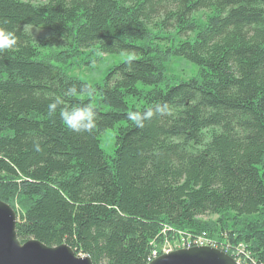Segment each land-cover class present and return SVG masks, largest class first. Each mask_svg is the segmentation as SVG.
Segmentation results:
<instances>
[{"label":"trees","instance_id":"trees-1","mask_svg":"<svg viewBox=\"0 0 264 264\" xmlns=\"http://www.w3.org/2000/svg\"><path fill=\"white\" fill-rule=\"evenodd\" d=\"M0 27L18 38L0 53V201L24 207L20 242L148 264L163 226L194 234L206 215L259 216V228L229 233L264 264V0H0ZM44 47L131 57L93 87L41 61ZM172 59L197 77L169 80ZM56 99L93 104L95 134L50 119ZM157 103L167 112L143 128L128 119ZM108 130L111 157L100 146Z\"/></svg>","mask_w":264,"mask_h":264},{"label":"rangeland","instance_id":"rangeland-1","mask_svg":"<svg viewBox=\"0 0 264 264\" xmlns=\"http://www.w3.org/2000/svg\"><path fill=\"white\" fill-rule=\"evenodd\" d=\"M195 19L197 23L199 22L200 25H202V23L205 22L206 13L202 12L197 14L195 16ZM30 32L33 34L36 40H40L46 37V33L41 30L32 29L30 30ZM170 39L173 41L179 40L174 33H171ZM155 42L160 43L162 41L156 40ZM161 45L164 46V44ZM59 51V49H51L45 47L41 48L39 49V59L54 66L63 74L84 81L93 87L98 84H103L104 77L107 75L110 69L113 68L114 65H117L121 61H124L126 58L131 57L124 55L104 56L96 53L95 51H86L79 53L71 52L68 57H64V55H61ZM197 75V67L185 60L172 59L166 64V77L171 81H176V84L182 81L196 78ZM84 97L86 98L87 96ZM128 102L132 107L139 106V103H136L134 101L128 100ZM93 103L97 104L98 101L94 99ZM103 108L105 109V111L107 110V108ZM100 141V146L103 152L108 157H111L114 147V130H108L104 134H102ZM12 206V209L15 211V213H17L18 211H23L24 208L18 201H15ZM196 222L198 226H200L201 232L199 231V233L194 234L187 231H177L173 229L169 230L167 226H163L156 239L151 243L150 252L161 253L162 249L164 248L163 246L165 245L163 242H167L169 245H171L170 247H172L173 243V247L179 248L180 245L175 243H179L181 240L183 242L187 238L194 237V239L192 240H196L204 236L214 244L217 250L226 254L237 264H244V256L240 254L238 250L242 247L245 248L246 256L252 258L253 261L257 262L253 256L254 254L249 249V245L242 241H235L234 236H232L229 232L230 229H232L238 234L240 230L246 231L247 228L251 227L259 228L261 226V219L259 216L251 217V219L235 220L232 214H226L225 216L206 215L197 219ZM27 241L28 240H25L24 242H21V244Z\"/></svg>","mask_w":264,"mask_h":264},{"label":"water","instance_id":"water-1","mask_svg":"<svg viewBox=\"0 0 264 264\" xmlns=\"http://www.w3.org/2000/svg\"><path fill=\"white\" fill-rule=\"evenodd\" d=\"M17 215L0 201V264H92L87 256L76 255L67 245L47 247L30 239L21 244L16 234ZM149 264H237L223 252L194 247L164 254Z\"/></svg>","mask_w":264,"mask_h":264},{"label":"clouds","instance_id":"clouds-1","mask_svg":"<svg viewBox=\"0 0 264 264\" xmlns=\"http://www.w3.org/2000/svg\"><path fill=\"white\" fill-rule=\"evenodd\" d=\"M18 38L13 31H9L0 27V53L10 51L17 46ZM72 95L77 94V90L72 88L69 90ZM89 94L91 92L89 91ZM64 101L56 99L47 105V116L54 119L59 116L62 124L70 131L88 135L95 134L98 128L99 115L95 106L91 103L82 104L80 106L69 107L67 105L61 107ZM168 110V105L163 106L160 103L155 104L154 108H148L144 112H131L128 114V119L137 128H143L145 121L150 120L156 113L164 114ZM37 150L39 146L37 145Z\"/></svg>","mask_w":264,"mask_h":264},{"label":"built area","instance_id":"built-area-1","mask_svg":"<svg viewBox=\"0 0 264 264\" xmlns=\"http://www.w3.org/2000/svg\"><path fill=\"white\" fill-rule=\"evenodd\" d=\"M168 229L171 230V228L169 227ZM192 239H194V237L187 238L183 242L181 240L179 243H175V244L180 245L179 248L173 247V243H172V247H170L171 245H169L167 242H163L165 245L163 246L164 248L162 249L161 253H156V252L151 253L150 252L148 264L151 263L157 257L161 256L160 254L162 255L169 254L171 252L177 251L176 249L183 250V249H190L194 247H210V248L216 249L214 244L209 239L205 238L204 236L196 240H192ZM238 250H239V253L244 256V259H245L244 264H258L257 262L253 261L252 258L246 256L244 247Z\"/></svg>","mask_w":264,"mask_h":264}]
</instances>
